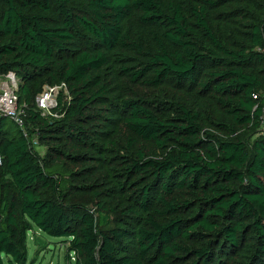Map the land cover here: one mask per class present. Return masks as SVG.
Returning a JSON list of instances; mask_svg holds the SVG:
<instances>
[{
    "label": "trees",
    "instance_id": "1",
    "mask_svg": "<svg viewBox=\"0 0 264 264\" xmlns=\"http://www.w3.org/2000/svg\"><path fill=\"white\" fill-rule=\"evenodd\" d=\"M11 72L0 264H28L34 228L70 264H264V0H0Z\"/></svg>",
    "mask_w": 264,
    "mask_h": 264
},
{
    "label": "built area",
    "instance_id": "2",
    "mask_svg": "<svg viewBox=\"0 0 264 264\" xmlns=\"http://www.w3.org/2000/svg\"><path fill=\"white\" fill-rule=\"evenodd\" d=\"M23 83V80L15 73L0 74V114L12 118L22 127L24 125L25 109L23 105H20L19 92ZM61 95L64 99L63 102L69 101L70 94L65 84L44 88L43 93L36 98V108L43 117L59 119L64 116L62 110L55 112L60 108L59 99ZM254 98H257V96H254ZM24 133L27 137V131L24 130ZM33 144L38 146V139H35ZM2 166L3 157L0 153V168Z\"/></svg>",
    "mask_w": 264,
    "mask_h": 264
},
{
    "label": "rangeland",
    "instance_id": "3",
    "mask_svg": "<svg viewBox=\"0 0 264 264\" xmlns=\"http://www.w3.org/2000/svg\"><path fill=\"white\" fill-rule=\"evenodd\" d=\"M21 103L22 105L25 104L24 99ZM48 150L49 148L44 144L38 148L40 155L44 158L47 157ZM74 199L87 202L85 204H88L89 209L92 210L95 209L98 203L93 195H79L75 196ZM27 245L29 251L28 264H70L67 257L69 241L66 239L49 237L38 228H34V230L30 231L28 234ZM3 261V264H11L6 257L3 258ZM74 261V256H71V263L74 264Z\"/></svg>",
    "mask_w": 264,
    "mask_h": 264
},
{
    "label": "water",
    "instance_id": "4",
    "mask_svg": "<svg viewBox=\"0 0 264 264\" xmlns=\"http://www.w3.org/2000/svg\"><path fill=\"white\" fill-rule=\"evenodd\" d=\"M35 242H36V239H35Z\"/></svg>",
    "mask_w": 264,
    "mask_h": 264
}]
</instances>
